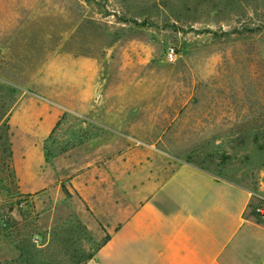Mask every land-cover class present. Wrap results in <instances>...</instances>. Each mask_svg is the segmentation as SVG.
Masks as SVG:
<instances>
[{"label":"rangeland","instance_id":"obj_1","mask_svg":"<svg viewBox=\"0 0 264 264\" xmlns=\"http://www.w3.org/2000/svg\"><path fill=\"white\" fill-rule=\"evenodd\" d=\"M108 131L264 195V0H0V264H19V234L64 264L58 241L85 225L61 186L81 137Z\"/></svg>","mask_w":264,"mask_h":264},{"label":"crops","instance_id":"obj_2","mask_svg":"<svg viewBox=\"0 0 264 264\" xmlns=\"http://www.w3.org/2000/svg\"><path fill=\"white\" fill-rule=\"evenodd\" d=\"M75 66L86 82L92 64ZM86 84L71 85L70 92L87 96L93 86ZM108 133L96 134L93 145L81 137L69 173V198L81 204V221L95 238L109 236L85 264H264V222L251 198L256 192L175 157L166 141L153 149V141Z\"/></svg>","mask_w":264,"mask_h":264},{"label":"trees","instance_id":"obj_3","mask_svg":"<svg viewBox=\"0 0 264 264\" xmlns=\"http://www.w3.org/2000/svg\"><path fill=\"white\" fill-rule=\"evenodd\" d=\"M9 158H11L12 153L9 152ZM64 194L66 196H70L69 192L61 186ZM68 221H64L60 224L64 226L65 230L67 229ZM76 223L73 230L69 229L68 231L63 232V238H61L58 242L59 245L57 246L60 249H64L61 258L58 261H64V264H85L88 260L92 259L97 252V250L103 246L109 240V236L105 235L103 240L96 244L94 249L90 252L85 253L82 248H80L82 236L88 235L87 229L83 226L79 221H75ZM59 224V225H60ZM59 225H56L51 234L52 238L54 239L58 233L56 230L58 229ZM32 234H19V239L17 238L14 242L16 248L18 250V258L17 262L19 264H50L47 260L46 263L43 261L40 262V258H45L48 256L50 248H37L29 243V237ZM32 236H35L33 234ZM89 236V235H88ZM90 238V237H89ZM52 263V262H51Z\"/></svg>","mask_w":264,"mask_h":264},{"label":"built area","instance_id":"obj_4","mask_svg":"<svg viewBox=\"0 0 264 264\" xmlns=\"http://www.w3.org/2000/svg\"><path fill=\"white\" fill-rule=\"evenodd\" d=\"M176 58V52L173 48H170L167 52L166 59L173 61ZM251 198L256 199L257 203L253 206V213L264 222V196L261 194L251 192Z\"/></svg>","mask_w":264,"mask_h":264}]
</instances>
